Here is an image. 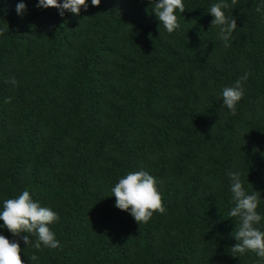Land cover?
<instances>
[{
	"label": "trees",
	"instance_id": "16d2710c",
	"mask_svg": "<svg viewBox=\"0 0 264 264\" xmlns=\"http://www.w3.org/2000/svg\"><path fill=\"white\" fill-rule=\"evenodd\" d=\"M86 2L61 16L0 0V211L29 191L58 214L49 227L60 247L28 246L2 220L0 234L24 264H264L232 255L238 219L228 217L238 171L261 196L264 231V0H226L237 22L228 48L208 11L220 0H183L172 33L154 0ZM246 72L232 115L222 90ZM140 170L166 212L139 225L110 189Z\"/></svg>",
	"mask_w": 264,
	"mask_h": 264
},
{
	"label": "clouds",
	"instance_id": "9594fccd",
	"mask_svg": "<svg viewBox=\"0 0 264 264\" xmlns=\"http://www.w3.org/2000/svg\"><path fill=\"white\" fill-rule=\"evenodd\" d=\"M236 0H232L235 4ZM101 0H91L93 6H98ZM37 7H55L60 10L59 14L64 15L65 10L79 15L81 7H88L86 0H38ZM226 0L212 4L209 12L214 19L211 26L218 28V37L223 41L224 47H230V40L237 28L235 18L225 15L223 9L229 8ZM183 0H154L153 11L168 33L179 28L176 11H185ZM26 10V4L21 2L16 6L18 14ZM264 10V4L256 7L257 12ZM160 30V28H159ZM7 28H0V35H3ZM248 79L246 72L243 77L236 80L232 86H226L222 90V101L232 115L236 114L237 102L244 95L243 82ZM13 86L18 84L15 77L6 80ZM11 97H5V103H11ZM231 180L230 190L234 207L228 213V217L237 218L238 224L235 226L236 243L231 247L233 256L243 255L246 251L254 252L258 257L264 258V231L257 225L261 221V215L257 212L260 194H248L242 184L241 173L229 171ZM156 178L145 170L128 172L119 179L110 189L111 195L116 198L115 206L121 210H128L136 222L147 223L154 213L164 214L166 208L163 204L161 193L157 189ZM2 227H6L13 235L22 232L28 233L23 237L26 245L35 249H40L41 245L56 249L60 247V241L56 239L55 233L49 225L59 220L58 214L49 207L41 206L38 201H34L29 191L24 190L18 197L6 199L3 202V210L0 211ZM35 237L33 242L32 237ZM31 237V239H30ZM21 247L18 242L9 240L0 234V264H24L21 258ZM30 261L37 260V256L29 257Z\"/></svg>",
	"mask_w": 264,
	"mask_h": 264
}]
</instances>
